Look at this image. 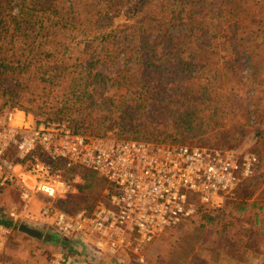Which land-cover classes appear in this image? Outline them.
I'll use <instances>...</instances> for the list:
<instances>
[{"label": "trees", "instance_id": "1", "mask_svg": "<svg viewBox=\"0 0 264 264\" xmlns=\"http://www.w3.org/2000/svg\"><path fill=\"white\" fill-rule=\"evenodd\" d=\"M60 1L0 4V17L18 9L0 20V100L93 138L114 131L119 139L174 146L218 128L220 71L210 68L213 59L199 57L216 35L199 17L233 14L234 2ZM250 60L224 63L241 83L237 72L247 69L255 79L262 70ZM215 212L200 207L198 215L206 226Z\"/></svg>", "mask_w": 264, "mask_h": 264}, {"label": "built area", "instance_id": "2", "mask_svg": "<svg viewBox=\"0 0 264 264\" xmlns=\"http://www.w3.org/2000/svg\"><path fill=\"white\" fill-rule=\"evenodd\" d=\"M29 118L15 107L0 110V192L17 200L0 209V264L18 222L35 215L81 252L121 263L118 254H138L200 207L221 209L260 169L253 152L93 138L66 122ZM85 171L104 183L102 198L66 208ZM49 264H64V255Z\"/></svg>", "mask_w": 264, "mask_h": 264}, {"label": "rangeland", "instance_id": "3", "mask_svg": "<svg viewBox=\"0 0 264 264\" xmlns=\"http://www.w3.org/2000/svg\"><path fill=\"white\" fill-rule=\"evenodd\" d=\"M6 1L0 0V4L6 5ZM13 1L18 4L22 0ZM70 2L64 0L58 4L68 6ZM74 2L77 3V0ZM231 2L235 3L236 8L233 14L226 11L223 16L199 17L200 22L212 25L211 32L216 35L212 47L200 52L199 57L213 59L215 64L211 63L210 68L220 71L217 86H221L223 91L219 105V126L205 136L195 137L192 141L174 146L253 152L259 156L260 169L255 177L239 187L232 199L216 210V220L205 226L201 215L195 216L163 233L138 254L125 256L122 262L117 264H229L232 260L240 259L245 243L248 246L249 241H257L260 236L253 226L256 206L262 204L264 207V0ZM9 14H18V9L7 11L4 16L1 15L0 20L8 19ZM2 35L4 36L3 33ZM239 38H247L248 42L238 44ZM244 56L251 58L249 67L261 65L262 70L255 79H251V71L247 69L237 72L241 78L239 83L235 81V74H231L234 70H228L224 60L227 58L233 62L234 58H237V61H240ZM37 60L33 62L32 72L36 68ZM239 64L236 63L237 68ZM237 68L234 69L238 70ZM222 72H227L230 76H223ZM7 106L9 105L4 100H0V110ZM26 116L30 117V120L32 117L41 118L27 114ZM105 137L119 139L114 131L108 132ZM80 177L84 180L85 189L66 200L65 207L71 210L95 205L102 198L105 189L100 179L86 171L81 172ZM16 202L14 192H0V209L10 210ZM240 205L247 208L245 212H238L237 207ZM18 223L24 224L21 220ZM243 223L245 230H251L250 233L242 230ZM61 242L62 239L56 242L34 239L20 232L17 226L11 234L4 263L49 264L58 254H66L79 261L74 255L65 253Z\"/></svg>", "mask_w": 264, "mask_h": 264}, {"label": "crops", "instance_id": "4", "mask_svg": "<svg viewBox=\"0 0 264 264\" xmlns=\"http://www.w3.org/2000/svg\"><path fill=\"white\" fill-rule=\"evenodd\" d=\"M83 189H85V186L83 187ZM9 192H12V191H9ZM14 195L16 197L15 193H14ZM256 205L257 204H255V206ZM256 207H257V212L255 214V226H253V229H256L257 230L256 233H259L260 236H259L257 241H249L250 244L248 246H246L247 243H245V249L242 250V254H241L240 259L238 261L232 260L231 261L232 264H264V207L262 206V204L259 206H256ZM33 209H38V204H36L33 207ZM26 218L27 219L22 220L25 225H27L33 229L41 230L44 232L51 231V232L55 233V230L53 228L48 227L46 224L42 223L41 218L39 216L35 215L33 217H30V218L26 217ZM22 224L23 223H19L17 225L18 229ZM243 224L244 225L242 226V230L245 231V233H250L251 230H245V227H246L245 223H243ZM34 239H36V238H34ZM61 239L62 238H60V240ZM60 240H58V236H57V238H55L53 241H50V242H56V241H60ZM44 242H47V241L44 240ZM61 243L66 250L65 253H67L68 255H70V254L74 255L75 258H79V261H77L72 256L70 257V256H66V254H64V264H117L116 262H114L115 256H112L111 254L107 253L102 257H97L94 254V257H91L90 251L86 252L88 250H84L85 252H81L80 250L74 248L68 240L62 239ZM258 243L260 245H257ZM6 254H7V249L5 250L4 258H5ZM123 258H125V256L123 257V256H120L119 254L117 255L118 260L121 261ZM215 263L219 264L217 262H215ZM3 264H5L4 261H3Z\"/></svg>", "mask_w": 264, "mask_h": 264}, {"label": "water", "instance_id": "5", "mask_svg": "<svg viewBox=\"0 0 264 264\" xmlns=\"http://www.w3.org/2000/svg\"><path fill=\"white\" fill-rule=\"evenodd\" d=\"M19 231L31 236L32 238H36L39 240H45L47 242L53 241L55 238H57V235L51 231L44 232L41 230L33 229L25 224H22L19 227ZM58 239H60L58 237Z\"/></svg>", "mask_w": 264, "mask_h": 264}]
</instances>
